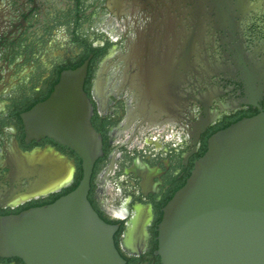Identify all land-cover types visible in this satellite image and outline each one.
I'll return each mask as SVG.
<instances>
[{
  "label": "flooded vegetation",
  "instance_id": "flooded-vegetation-1",
  "mask_svg": "<svg viewBox=\"0 0 264 264\" xmlns=\"http://www.w3.org/2000/svg\"><path fill=\"white\" fill-rule=\"evenodd\" d=\"M86 61L102 140L87 199L124 264H161L163 208L208 139L264 114V0H0V218L74 182L78 156L28 137L23 116Z\"/></svg>",
  "mask_w": 264,
  "mask_h": 264
},
{
  "label": "water",
  "instance_id": "water-1",
  "mask_svg": "<svg viewBox=\"0 0 264 264\" xmlns=\"http://www.w3.org/2000/svg\"><path fill=\"white\" fill-rule=\"evenodd\" d=\"M86 69L87 61L63 73L50 97L23 116L28 137H48L74 151L81 180L49 205L1 217L2 257L24 264L125 263L114 245V227L87 199L102 140L82 90ZM155 253L161 264H264V114L208 139L186 182L163 208Z\"/></svg>",
  "mask_w": 264,
  "mask_h": 264
},
{
  "label": "trees",
  "instance_id": "trees-1",
  "mask_svg": "<svg viewBox=\"0 0 264 264\" xmlns=\"http://www.w3.org/2000/svg\"><path fill=\"white\" fill-rule=\"evenodd\" d=\"M204 153V152H203ZM100 159H98L96 162H95V167H94V172L91 176V182H90V186H93V178L95 176V173H96V168H97V164L99 162ZM77 171H76V174H75V177H74V182L72 183V185L64 192V194H67L69 192H71L72 190H74L76 188V186L78 185L79 181L81 180V177H82V171H81V166H80V161L77 160ZM99 167V166H98ZM182 187V186H181ZM127 264H131L130 261H128Z\"/></svg>",
  "mask_w": 264,
  "mask_h": 264
}]
</instances>
